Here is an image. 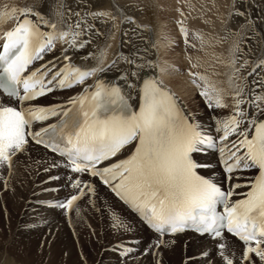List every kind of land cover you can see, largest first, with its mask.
Segmentation results:
<instances>
[{"label": "snow or ice", "instance_id": "6c2138e0", "mask_svg": "<svg viewBox=\"0 0 264 264\" xmlns=\"http://www.w3.org/2000/svg\"><path fill=\"white\" fill-rule=\"evenodd\" d=\"M64 8L61 3L53 13L62 28L44 12L19 9L15 27L0 37V96L6 97L0 99V166L11 169L12 156L25 150L29 138L59 154L67 170L66 186L74 192L48 206L68 214L80 197L95 195L93 180L107 186L155 236L141 247L132 235L136 221L113 215L112 228L125 238L105 251L117 253V264H127L137 253L159 256L171 243L164 237L186 232L194 234V244L197 237L201 240L199 258L189 257L187 264H264V55L251 63H239L236 57L229 61L230 91L205 76L199 77L203 86L193 80L210 110L204 120L150 75L154 62L147 49L134 48L105 64L106 45L97 53H83L94 64L79 63L81 50L103 35L88 18L114 22L116 17L107 11L69 10L73 22L64 19ZM16 12H0V23ZM235 15L250 20L243 3ZM179 23L187 43L188 29ZM233 47L240 50L238 43ZM48 53L53 59L36 65ZM121 59L127 67L119 66ZM242 71L253 79L248 81ZM92 77L91 87L63 103H35ZM226 95H231L232 107L224 114ZM53 117L56 123H46ZM133 143L127 158L112 162ZM225 231L238 243V256L235 248L229 250Z\"/></svg>", "mask_w": 264, "mask_h": 264}, {"label": "bare ground", "instance_id": "6f19581e", "mask_svg": "<svg viewBox=\"0 0 264 264\" xmlns=\"http://www.w3.org/2000/svg\"><path fill=\"white\" fill-rule=\"evenodd\" d=\"M250 1L237 0L239 7L241 3L245 7L249 6L250 9L246 10L250 15L248 22L240 17L238 20L233 21L232 25H226L221 19L220 13L218 20L213 18L209 21L217 23L218 26L219 23L224 22L222 27H201L203 32L208 33L207 41L204 39L202 44H200L202 31L193 28L198 27V20H195L194 24H191L192 21L185 23L189 34L187 41L192 40L193 36L198 37L194 42L195 46L199 51V47L204 50L203 55L202 53L200 55L194 53L192 56L194 58L203 56V58L201 56V64L206 72H209L205 75L210 77L209 83L218 88L230 91L229 74L232 69L229 61L233 57H236L239 63H242L244 59L251 63L264 55V0H255V3L259 4V8H253ZM122 2L126 7L122 5ZM61 3L65 5L64 9H60L65 12V20L71 19L74 22L76 19L74 16H70L69 10L79 11L82 14L84 12L107 11L117 18V25L109 17L96 18L95 20L91 17L88 18L100 29L103 35L95 38V42L90 46V49L81 50L82 55L76 58L79 63L94 64L95 61L91 58L84 60L83 53L88 50L97 53L100 47L106 45L108 47L105 53V64H109L120 56H128L134 48L147 49L146 55L154 62L150 75L157 78L165 88L174 93L188 111L194 112L199 118L207 120L209 111L205 107V101L199 95L200 88L193 83V80L198 78L201 73L198 72L194 77L187 73L186 69L192 70L190 67H187L185 72L179 73L175 69L176 64L174 62L164 61V64L162 63V59L167 57L166 54L169 51L166 50L167 46L161 40L167 32V29L162 27V22L158 18L163 13L158 10V4H161V0H19L18 7H14L13 4L8 5L6 8L0 6V12L10 11L12 8L17 9L13 16L5 18L0 23V37L16 25L21 16L19 9L23 8H31L34 11L46 13L49 18L57 21L58 28H62L63 25L59 23V17L53 15L59 9ZM122 6L126 9L124 10ZM210 7L209 5V9ZM176 13L179 15V12L176 11ZM138 17H142L141 19L144 20L140 21L141 19ZM188 18L186 17V20ZM253 21L255 27L252 26ZM137 25L140 27L137 28ZM178 26L175 25L176 32L174 31V33L180 39L183 34ZM110 31L112 35L111 38H108ZM172 43H170V46H172ZM237 43L240 48L238 52L233 47ZM59 47L58 43L57 48ZM180 47H184L182 41H180ZM58 55L56 53L57 58ZM184 57L187 58L186 55ZM52 59L53 53H48L45 55L44 60L37 61L36 65L46 63ZM164 60L166 59L164 58ZM119 66L127 67L122 59ZM248 71H250V68ZM257 72H260V69H257ZM113 75H115V70L107 74L108 77ZM241 75H244L248 81L253 79V75H248L247 71H242ZM196 80L200 85L204 84V81ZM94 82L95 78L92 77L86 80L85 85L76 86L74 89L56 90L44 97L41 103L43 105L63 103L69 97L82 93L84 87H91ZM3 99H6V97H3ZM225 101L228 107L221 110L224 114L231 111V95H226ZM132 149L133 146L126 148L114 161L125 158ZM20 162H22V167L19 165ZM63 164V158L57 157L29 141L24 151L17 152L12 156L11 169L7 165L0 166V174L3 178L0 181V187L5 192L1 197L5 201L4 206L1 207L0 205V264H117V259L115 260L111 255H117V253L105 251L106 246H114L115 241L124 239L116 238V235H114L115 230L112 228L113 215L126 221H136L137 227L132 235L138 238L141 247L155 241L152 230L141 223L135 213L96 180H93L96 188L95 195L87 193L80 197L70 214L49 207L50 202L63 199L74 192L73 189L66 186L67 170L64 169ZM251 174L245 173L243 175ZM53 175L59 176L60 179L49 180V177ZM72 175L75 176L76 174ZM84 178L89 179L88 177ZM6 182L7 186H5ZM53 188H58V191H52ZM244 190L246 189L239 191ZM85 205H88V208L84 210L88 211L86 214H81ZM193 235V233L186 232L173 237H164L165 240H169L171 243L156 257H163L165 251L169 252L168 260H166L167 257L164 259L166 260L165 264H187L189 257L199 258L198 245L201 240L197 237L194 244L192 241ZM234 239L225 234L229 250L235 248L238 256L239 246L238 243L234 244ZM75 243H77V247ZM92 250L97 252L100 258L93 256L94 252L92 253ZM209 251H211V248H209ZM136 255L137 258L128 259L127 264H141L143 260L151 258V255L147 257H143L139 253Z\"/></svg>", "mask_w": 264, "mask_h": 264}, {"label": "rangeland", "instance_id": "374dc122", "mask_svg": "<svg viewBox=\"0 0 264 264\" xmlns=\"http://www.w3.org/2000/svg\"><path fill=\"white\" fill-rule=\"evenodd\" d=\"M174 1H175V7H174ZM255 2H256L255 0H251L250 1L251 6H253V8H259V4L255 3ZM10 4H13L14 7H18L19 6V0H16V1L15 0H0V6L2 8H6ZM122 5L126 7V5L124 3ZM209 5L211 6L210 7L211 10L209 9ZM158 7H159L158 10L163 12L160 16H158V18L162 22V27L164 29L165 28L167 29V32L165 34L166 36H163L161 38V40L164 42V45L168 47V48L166 47V50L169 51L166 54L167 57H164L166 60H164V58L162 59V63L164 64V61L174 62L176 64L175 69H177V71L179 73H183L186 70H187V73H188V71H190V72L192 71L191 73H195V74H197L199 72V74L201 73L199 75V77L205 76L208 78V82H209L210 77H208V75H205V73L208 74L209 72L207 73L204 66L201 64L202 63L201 62L202 61L201 56L204 54V50L201 49L200 47H199L200 51L197 50V47L195 46V43H194L195 40L198 39V37L193 36V39L192 40L189 39L186 43L185 37L183 38L184 34L181 32L183 34V36L180 38L181 39L180 40L179 36H177V35L175 36V33H174L175 25L176 26L179 25L178 28L180 29V23L179 22L183 21V24L185 26L186 25L185 23H187V21H189V23L192 21L191 24H194V21L198 20L199 23H198L197 28H195L193 26H189V27H193L194 29L199 30V31H202L201 27L202 28L203 27L204 28H211V27L215 28V27H220V26L222 27L224 22L226 23V25H232L233 21H236L240 18V16L235 15V12L240 8L239 5L237 4V0H161V4H158ZM123 9L125 10L126 8L123 7ZM244 9L249 10L250 8H249V6H247V7L244 6ZM176 11L179 12V15H177ZM210 11H211V13H210ZM216 13H218V14H216ZM220 13H221V19L224 22L219 23V26L217 23H212L211 21H209V20H212L213 18L218 20V15ZM213 14H216V15H213ZM178 16H179V19H178ZM185 16L189 17V18L186 20ZM234 16L236 18H233ZM141 18H139V19H141ZM183 18H185L186 21L183 20ZM116 19L114 22L115 25L118 24ZM143 20L144 19H141L140 21H143ZM234 32H235V30H234ZM234 32H233V34H234ZM207 34L208 33L202 31V34L200 37V44H202L204 39L207 38ZM188 36H189V34H188ZM188 36H187V39L189 38ZM180 41H182V43H183V46H184L183 48L180 47ZM206 41H207V39H206ZM171 42H173L172 46H170ZM194 53H198L199 55H200V53H202V55L200 57L198 56L199 58H196V57L194 58L192 56ZM182 55H183V57H184V55H186L187 58L186 57L183 58ZM189 57H191V58H189ZM185 58H186V60H185ZM202 58H203V56H202ZM195 59H197V60H195ZM183 67H185V68H183ZM187 67H190L192 70L186 69ZM189 75H191V74H189ZM199 77L196 79L199 80ZM199 81H201V80H199ZM201 85L203 86V84H201ZM198 92H200V91H198ZM202 100H203V98H202ZM205 107H206V104H205ZM208 111H210V110L208 109ZM34 163H35V161H34ZM19 165H21V167H22V162H20ZM18 167L20 168V166H18ZM2 180H3V178L0 174V181H2ZM0 186H1V184H0ZM0 192H1L0 193V202H1L0 205L2 207V206H4L5 201L3 198L1 199V197H3V194L5 192H3L1 190V187H0ZM86 208H88V205L83 206L81 214L87 213L88 210H84ZM3 215H5V214H3ZM118 233L119 232L114 231V235H116V238H125L124 234L119 233V235H118ZM75 244L77 247V243H75ZM77 250H78V252H80V250L78 248H77ZM93 252H94V250H92V253ZM168 253L169 252L165 251L163 254V257H160V258L154 256L153 254H149V253L146 255H141L143 257H147L148 255H151L150 259L148 258V259H145L143 261L141 260L142 261L141 264H158V261L161 262L160 264H165L166 260H168ZM96 254H97V252H94L92 255L97 257V258L98 257L100 258V255L98 256V254H97V256H96ZM111 255H112V257L115 258V260L117 259V255H113V254H111ZM166 257H167V259H166ZM156 259L157 260L159 259V260L157 261ZM164 259H166V260H164ZM150 261L153 263H151ZM137 264H140V263H137Z\"/></svg>", "mask_w": 264, "mask_h": 264}]
</instances>
